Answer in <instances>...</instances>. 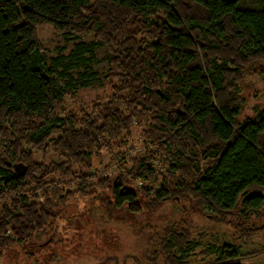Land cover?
<instances>
[{
	"label": "trees",
	"instance_id": "trees-1",
	"mask_svg": "<svg viewBox=\"0 0 264 264\" xmlns=\"http://www.w3.org/2000/svg\"><path fill=\"white\" fill-rule=\"evenodd\" d=\"M42 25L77 40L49 65ZM96 47L107 52L111 91L67 110L53 75L67 88L87 86ZM73 68L83 69L77 85ZM263 72L264 0H0V260L34 230L55 229L83 195L90 198L85 215L100 202L131 209L168 199L235 216L246 240L263 229L264 103L251 104L242 91L246 74L264 81ZM143 119L146 146L129 158L131 167L96 176L92 155L130 143ZM50 152L60 160H46ZM18 162L23 175L12 167ZM182 234L168 238L167 249L180 253L170 264H185L194 249ZM240 258L234 249L205 264Z\"/></svg>",
	"mask_w": 264,
	"mask_h": 264
},
{
	"label": "rangeland",
	"instance_id": "rangeland-1",
	"mask_svg": "<svg viewBox=\"0 0 264 264\" xmlns=\"http://www.w3.org/2000/svg\"><path fill=\"white\" fill-rule=\"evenodd\" d=\"M37 32L47 65L59 53L67 54L77 41L65 40L48 25L38 26ZM83 40L91 41L92 35ZM107 68L105 48L96 47L90 64V72H95V78L89 79L87 86L67 88L62 78L53 75L57 84L65 88V108H87L97 99L107 97L111 91L105 77ZM82 70H70L73 85L79 82L78 73ZM244 78L246 86L242 91L250 92L249 102L263 104L264 81H257L253 74H246ZM260 78H264V72ZM144 124L143 119L140 125H133L130 143L121 147L114 145L110 150L102 149L99 155H92V172L98 176V172L102 171L113 177L127 171L132 164L129 158L133 153H142L146 146L140 134ZM118 140H121V144L125 141L124 138ZM146 143L148 148H152L149 142ZM41 157L40 153H34L35 160ZM113 157L118 164H111ZM45 158L49 161L60 160L52 152ZM155 164L160 168L157 162ZM53 178H56L55 175L48 176V179ZM136 180L142 182L140 178ZM68 186L72 190L78 189L77 181L73 179L68 181ZM77 200V204L72 203V208L63 210L64 215L60 216L55 229L50 232L47 227L34 230L31 241L28 244L12 245L5 251L0 264H170V255H180L176 247L167 249L170 234L177 231L183 233L182 239L186 238L194 248L185 257V264H205L216 259L219 253L226 254L234 249L239 252L240 264H264V228L250 235L247 240L243 239L239 237L240 228L235 216L227 215L221 219L213 215L211 209L201 207L203 209L197 210L189 202L180 203L168 199L156 207L132 204L131 209L109 208L106 202H100L85 215L83 209L84 205L90 203L89 196H77ZM3 202L0 199V208ZM77 212L83 217H77ZM6 236L15 238L10 230Z\"/></svg>",
	"mask_w": 264,
	"mask_h": 264
},
{
	"label": "water",
	"instance_id": "water-1",
	"mask_svg": "<svg viewBox=\"0 0 264 264\" xmlns=\"http://www.w3.org/2000/svg\"><path fill=\"white\" fill-rule=\"evenodd\" d=\"M9 164L10 163H8V165ZM12 167H13L14 171L16 172V174H18V175H23L24 172H25V169H26V166L23 163H20V162L13 163Z\"/></svg>",
	"mask_w": 264,
	"mask_h": 264
}]
</instances>
